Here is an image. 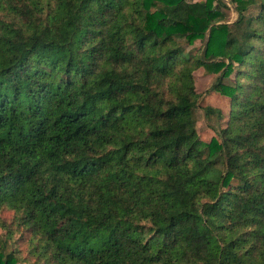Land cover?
I'll return each mask as SVG.
<instances>
[{"label":"trees","instance_id":"trees-1","mask_svg":"<svg viewBox=\"0 0 264 264\" xmlns=\"http://www.w3.org/2000/svg\"><path fill=\"white\" fill-rule=\"evenodd\" d=\"M232 2L0 0V264H264V0Z\"/></svg>","mask_w":264,"mask_h":264},{"label":"rangeland","instance_id":"rangeland-1","mask_svg":"<svg viewBox=\"0 0 264 264\" xmlns=\"http://www.w3.org/2000/svg\"><path fill=\"white\" fill-rule=\"evenodd\" d=\"M189 1H204V0H189ZM230 8V22L236 21L238 15L236 14L235 4L232 0H225ZM201 42L196 43L194 46H186L189 51L193 53H197V50L202 47ZM214 78L206 76L203 70H200L196 73V84H197V91L201 94L202 99H200V111L198 114V132L200 134L201 139L205 142H209L213 136H215L214 130L210 127L208 120L203 112V107L207 105L215 106V107H223L224 118L221 121V127L224 128L227 126L230 114V103L229 99L223 98L219 95L214 93H206V91L210 88ZM0 232H3L0 230ZM11 246H8V251H10ZM21 264H27L22 261Z\"/></svg>","mask_w":264,"mask_h":264}]
</instances>
